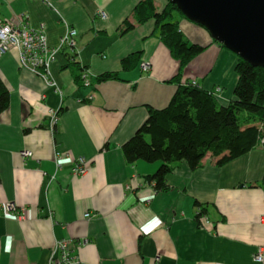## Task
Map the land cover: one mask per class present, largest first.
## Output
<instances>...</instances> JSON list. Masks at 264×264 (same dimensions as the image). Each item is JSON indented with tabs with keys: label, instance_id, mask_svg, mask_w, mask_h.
I'll return each instance as SVG.
<instances>
[{
	"label": "crops",
	"instance_id": "1",
	"mask_svg": "<svg viewBox=\"0 0 264 264\" xmlns=\"http://www.w3.org/2000/svg\"><path fill=\"white\" fill-rule=\"evenodd\" d=\"M139 1L0 0L1 19L41 26L50 45L65 26L77 31L75 46L62 48L51 66L60 92L21 69L15 50L0 57L9 92L0 114V264H49L62 239L73 245V264H257L254 252L264 249V148L220 166L207 154L195 170L181 161L163 191L145 180L159 162L124 158L121 146L144 123L148 108L165 107L177 89L170 80L179 62L153 33V20L136 23ZM165 1L155 0L158 10ZM175 18L190 42L207 46L181 82L219 88L215 97L227 105L234 99L236 55L195 23ZM125 20L134 28L120 35ZM106 72L118 79L95 82ZM50 109L57 110L54 125ZM57 153L63 155L58 167ZM69 157L89 162L84 176L71 174ZM7 202L24 218L5 215ZM195 202L205 210L200 218Z\"/></svg>",
	"mask_w": 264,
	"mask_h": 264
},
{
	"label": "trees",
	"instance_id": "2",
	"mask_svg": "<svg viewBox=\"0 0 264 264\" xmlns=\"http://www.w3.org/2000/svg\"><path fill=\"white\" fill-rule=\"evenodd\" d=\"M165 2V6L158 10L155 0H140L132 15L138 24L153 20V33L169 50L171 57L179 62L177 73L170 80L177 89L165 107L148 108L144 123L121 146L128 163L138 160L159 162L157 169L145 178L156 191L166 189L167 175L181 161L195 170L207 154L218 158L216 164L220 166L255 147L264 148L260 143L264 137V67L252 66L236 56L234 99L227 105L218 102L215 91L204 90L196 81L195 84L192 80L181 82L186 66L207 46L190 42L184 36L175 13L188 19L174 4ZM133 28L134 25L125 20L119 33L124 35ZM212 42L223 48L214 40ZM123 69H128V58L123 60ZM114 79H118L116 73L106 72L97 76L95 82ZM8 105L9 92L0 78V114ZM195 205L200 207L197 214L200 218L204 207L198 202Z\"/></svg>",
	"mask_w": 264,
	"mask_h": 264
},
{
	"label": "built area",
	"instance_id": "3",
	"mask_svg": "<svg viewBox=\"0 0 264 264\" xmlns=\"http://www.w3.org/2000/svg\"><path fill=\"white\" fill-rule=\"evenodd\" d=\"M98 15L103 19L106 17V13L102 10L98 11ZM65 27L66 29L62 36H60L58 43L56 45H50L48 43L45 30L41 26L34 29L29 26L28 22L21 18L17 22L0 18V57L7 52L15 50L18 54V64L21 69L30 71L44 84L59 91L57 83L51 72V66L62 48H73L75 46L77 36L75 28L70 26ZM140 66L142 70H147L149 68V63L143 61ZM81 79L84 84H89V78L86 72L81 74ZM191 82L192 84H195V80H192ZM219 90L220 89L217 88L215 92ZM48 114L51 125H54L57 121V110L50 109ZM260 143L264 144V137L260 139ZM21 155L29 156L31 153L30 151H23L21 152ZM62 156V154L58 155V153L55 156L57 167L60 166L59 160ZM69 159L72 163L70 171L73 176L82 177L89 170V162L84 158L69 157ZM15 207L16 206L12 202L5 203V215H15V217L18 218V213H12V210H14ZM85 217L89 218L91 217V214L87 213L85 214ZM259 222L264 225V213L260 217ZM72 247L73 245L68 240L58 241L55 249L59 250V257L56 260H53L52 264H68L74 262L71 256ZM263 258L264 249L262 246H259L254 252L253 260L257 264H262Z\"/></svg>",
	"mask_w": 264,
	"mask_h": 264
},
{
	"label": "water",
	"instance_id": "4",
	"mask_svg": "<svg viewBox=\"0 0 264 264\" xmlns=\"http://www.w3.org/2000/svg\"><path fill=\"white\" fill-rule=\"evenodd\" d=\"M212 40L255 67H264V0H166Z\"/></svg>",
	"mask_w": 264,
	"mask_h": 264
},
{
	"label": "rangeland",
	"instance_id": "5",
	"mask_svg": "<svg viewBox=\"0 0 264 264\" xmlns=\"http://www.w3.org/2000/svg\"><path fill=\"white\" fill-rule=\"evenodd\" d=\"M175 14H176V13H175ZM12 213H13V214H17V213H18V219H23V218H24V212H23V211L20 212L19 210H17L16 207H15L14 210H12ZM62 240H64V239H62ZM58 241H61V240H57V241L55 242V245H54V250H55V251H53V253H52L51 256H50L49 264H50V263L52 264L53 260H56V259L59 257V250H58V249H55V246H56V244H57ZM72 258H73V257H72ZM73 260H74V262H72V263H68V264H73V263L77 262L74 258H73Z\"/></svg>",
	"mask_w": 264,
	"mask_h": 264
},
{
	"label": "bare ground",
	"instance_id": "6",
	"mask_svg": "<svg viewBox=\"0 0 264 264\" xmlns=\"http://www.w3.org/2000/svg\"><path fill=\"white\" fill-rule=\"evenodd\" d=\"M14 204V203H13ZM15 205V204H14ZM20 212H22V210H19Z\"/></svg>",
	"mask_w": 264,
	"mask_h": 264
}]
</instances>
